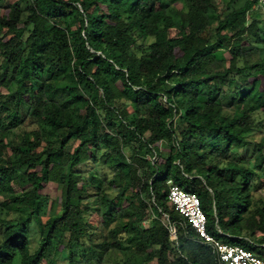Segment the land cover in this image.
Instances as JSON below:
<instances>
[{
    "label": "trees",
    "instance_id": "obj_1",
    "mask_svg": "<svg viewBox=\"0 0 264 264\" xmlns=\"http://www.w3.org/2000/svg\"><path fill=\"white\" fill-rule=\"evenodd\" d=\"M257 6L0 0V264H215L171 185L264 259Z\"/></svg>",
    "mask_w": 264,
    "mask_h": 264
},
{
    "label": "built area",
    "instance_id": "obj_2",
    "mask_svg": "<svg viewBox=\"0 0 264 264\" xmlns=\"http://www.w3.org/2000/svg\"><path fill=\"white\" fill-rule=\"evenodd\" d=\"M263 2L264 0H258L259 4ZM168 201L193 230L194 241L210 246L215 257V264H264V259L252 251L239 245L225 243L207 231L206 218L195 193L171 185ZM167 225L171 239H176V228L169 223Z\"/></svg>",
    "mask_w": 264,
    "mask_h": 264
},
{
    "label": "rangeland",
    "instance_id": "obj_3",
    "mask_svg": "<svg viewBox=\"0 0 264 264\" xmlns=\"http://www.w3.org/2000/svg\"><path fill=\"white\" fill-rule=\"evenodd\" d=\"M259 5H261V6H257V7H255V9L261 7V8H259V11L258 12L260 13L261 16H263L264 15V2L263 3H260ZM174 34H176V32H172V35H174ZM219 53H221L223 57H228V53L225 52V51H221ZM251 139L253 141H257L259 139V134H254L253 136H251ZM161 149H164V146H161ZM248 153L251 154V150H248ZM263 193H264V190H263ZM49 196H50V198L52 200H54V197L56 198L58 196V193L53 188V189H50L49 190ZM48 209H49V206H48ZM161 220H162L163 223H166L167 224L168 223L167 215L163 214L161 216ZM93 222H94V220L92 219L91 220V223H93ZM35 229H36V227L33 226L32 233H33V231H35ZM36 240H37V235H33L32 236V246H33V248L36 245ZM55 264H68V262L65 259H59V260H57L55 262Z\"/></svg>",
    "mask_w": 264,
    "mask_h": 264
}]
</instances>
